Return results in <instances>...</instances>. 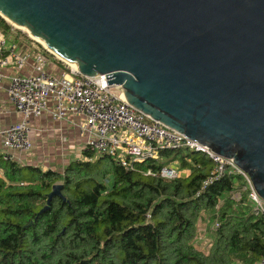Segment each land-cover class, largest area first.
Wrapping results in <instances>:
<instances>
[{
	"label": "water",
	"instance_id": "95a60500",
	"mask_svg": "<svg viewBox=\"0 0 264 264\" xmlns=\"http://www.w3.org/2000/svg\"><path fill=\"white\" fill-rule=\"evenodd\" d=\"M0 15L232 159L264 199V0H0Z\"/></svg>",
	"mask_w": 264,
	"mask_h": 264
},
{
	"label": "trees",
	"instance_id": "16d2710c",
	"mask_svg": "<svg viewBox=\"0 0 264 264\" xmlns=\"http://www.w3.org/2000/svg\"><path fill=\"white\" fill-rule=\"evenodd\" d=\"M0 28L8 48L22 53L30 44L62 67L51 71L66 69L1 15ZM83 154L59 171L0 153V264H254L264 253V213H254L243 177L227 173L203 188L213 167L207 154L165 149L133 169L108 153ZM176 161L190 173L159 174ZM55 184L61 194L48 204ZM201 222L209 224L207 249L198 247Z\"/></svg>",
	"mask_w": 264,
	"mask_h": 264
},
{
	"label": "built area",
	"instance_id": "2783aa9c",
	"mask_svg": "<svg viewBox=\"0 0 264 264\" xmlns=\"http://www.w3.org/2000/svg\"><path fill=\"white\" fill-rule=\"evenodd\" d=\"M49 60L43 50L29 49L20 53L15 45L8 48L7 37L0 28V86L9 79L8 96L22 117L0 130L3 158L13 160L12 153L31 150L32 119L46 112L56 119L77 117L85 135L86 148L96 153H108L129 169L144 160L156 158L165 149L184 148L207 154L213 167L203 188L227 173L239 174L249 188L254 213H264V199L255 190L250 175L232 159L137 110L127 102L119 86L108 84L105 75H82L67 65L56 74L49 70ZM28 65L31 71L25 74L22 70ZM6 69L10 75L5 73ZM146 174H152L151 169ZM159 174L173 179L183 175V170L173 163L161 167ZM241 192L233 191L232 198L239 200ZM254 264H264V253Z\"/></svg>",
	"mask_w": 264,
	"mask_h": 264
},
{
	"label": "crops",
	"instance_id": "0c3cea01",
	"mask_svg": "<svg viewBox=\"0 0 264 264\" xmlns=\"http://www.w3.org/2000/svg\"><path fill=\"white\" fill-rule=\"evenodd\" d=\"M28 45L29 46L24 45L25 49H32V45ZM49 59L50 70H56L58 72L62 69V67L56 65V60L54 58L51 59L49 56ZM30 71L31 67L29 65L22 70L25 74ZM5 73L10 75V71L8 69L5 70ZM8 86L9 79L6 78L0 86V130L8 127L12 122L19 121L22 118L10 101L7 91ZM79 124L80 118L69 117L67 119H56L50 112H46L42 116L32 119V148L27 153H12L14 157L13 161H16L21 165L31 164L40 166L45 170L55 169L60 171L62 167L64 168L65 165L70 162L69 156L75 151V148L81 146L83 151L86 150L85 135L81 132ZM0 153L2 154L1 139ZM175 163L178 164L177 161ZM182 170L184 176L190 173L189 170ZM0 176H4V171L2 169H0ZM199 239H202L201 235L199 236ZM199 241L201 242L198 244V247L200 249H207L205 242L202 240Z\"/></svg>",
	"mask_w": 264,
	"mask_h": 264
},
{
	"label": "rangeland",
	"instance_id": "374dc122",
	"mask_svg": "<svg viewBox=\"0 0 264 264\" xmlns=\"http://www.w3.org/2000/svg\"><path fill=\"white\" fill-rule=\"evenodd\" d=\"M7 21V20H6ZM9 22V21H8ZM10 23V22H9ZM12 24V23H11ZM12 26H13V29H14V31H18V32H15L14 33V35H18V34H20V33H26L28 36H29V34H28V32H27V30L25 29V28H19V27H17L16 25H13L12 24ZM20 32V33H19ZM30 37V36H29ZM49 53H51V52H49ZM55 56V55H54ZM66 64V63H65ZM68 67H73L72 65H70V64H66ZM73 68H75V67H73ZM76 69V68H75ZM85 146H86V143H85ZM85 148V147H84ZM83 148V149H84ZM69 158H70V160L72 161V160H74V159H84L85 157H84V154H83V150H82V148H81V146L79 147H77V148H75V151L74 152H72V154L69 156ZM66 166V165H65ZM65 168V167H64ZM63 167L60 169V171H63V169H64ZM209 224L207 223V222H203V223H201L200 224V232L202 233L201 234V238H202V241L203 242H205V243H207L208 242V240H209V238H210V231L207 229V226H208ZM204 229H207V230H204ZM206 232H208V233H206ZM203 235V236H202Z\"/></svg>",
	"mask_w": 264,
	"mask_h": 264
},
{
	"label": "bare ground",
	"instance_id": "6f19581e",
	"mask_svg": "<svg viewBox=\"0 0 264 264\" xmlns=\"http://www.w3.org/2000/svg\"><path fill=\"white\" fill-rule=\"evenodd\" d=\"M26 29V28H25ZM27 30V29H26ZM41 43H43V41L41 39H38ZM70 65H72L73 67L77 68V66L73 65L70 63Z\"/></svg>",
	"mask_w": 264,
	"mask_h": 264
}]
</instances>
